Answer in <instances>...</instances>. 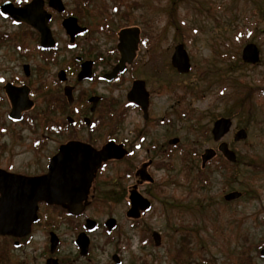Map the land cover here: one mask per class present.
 Listing matches in <instances>:
<instances>
[{"label": "rangeland", "instance_id": "rangeland-1", "mask_svg": "<svg viewBox=\"0 0 264 264\" xmlns=\"http://www.w3.org/2000/svg\"><path fill=\"white\" fill-rule=\"evenodd\" d=\"M4 1L0 0V5ZM64 2L80 14L81 23L91 31L78 40L76 51L66 53L68 38L60 28L62 17H58L51 25L61 43L60 62L56 64L44 65L40 57L21 55L18 48L38 45L39 35L0 13V168L39 174L46 170L57 146L72 137L96 147L109 136L119 140L130 137L135 142L141 135L147 140L133 158L110 162L98 173L91 204L82 217L63 216L58 223L47 225L43 220L20 240L18 247L14 238L1 237L0 253L6 264H47L52 256L51 231L60 240L53 256L61 264H117L114 255L121 264H242L243 257L264 264V0ZM108 25L114 31L112 35L99 31L100 26ZM135 26L141 29L142 47L134 72L130 70L123 80H147L154 96V118L145 121L140 111H128L123 117L122 103L129 87L123 81L96 88L113 103L108 108L113 116L106 117L100 129L94 133L48 132V123L54 118L65 119L68 114L46 112L56 88L43 86L42 81L56 77L65 57L89 47L107 56L118 43L117 32ZM248 43H255L260 50L257 64L242 60V50ZM178 44L185 46L192 63V70L186 74H180L172 65ZM112 63L108 59L104 65ZM25 64L31 72L28 84L36 88V105L26 120L13 123L8 118L11 106L3 87L14 76H24ZM92 88L88 83L79 85L77 97ZM164 117L166 121L161 124ZM222 117L233 122L223 141L237 154L234 163L222 157L219 142L213 138L214 122ZM240 129H245L248 136L235 141L234 135ZM41 136L47 138V144L40 150L34 146L40 145ZM171 138L180 141L176 149L169 151ZM208 148L218 155L202 168V155ZM148 158H154L149 173L155 182L139 190L153 207L135 220L126 216L129 194L136 183V168ZM234 191L241 192V197L226 200L225 196ZM41 211L51 216L62 213L56 207ZM111 217L117 220V226L108 232L104 223ZM86 218L100 227L89 234V255L83 257L75 239ZM153 232L161 235L159 246L155 245Z\"/></svg>", "mask_w": 264, "mask_h": 264}, {"label": "water", "instance_id": "water-1", "mask_svg": "<svg viewBox=\"0 0 264 264\" xmlns=\"http://www.w3.org/2000/svg\"><path fill=\"white\" fill-rule=\"evenodd\" d=\"M43 0H33L23 7H16L11 2H6L1 6L3 14H8L17 21H22L37 29L41 34V43L44 47L54 44L48 21L50 15L43 10ZM51 4L63 9L60 0H52ZM64 25L68 33L74 37L78 32L83 31L78 25L76 18L67 19ZM140 42V29L138 27L125 28L120 32L119 49L122 58L112 75L124 70L126 62H133ZM261 53L255 43H248L242 51V59L246 63L257 64L261 59ZM172 65L180 73H188L192 69V63L187 49L183 44L175 47L172 56ZM89 76V70L84 69L80 77ZM141 89L143 84L140 85ZM7 92L13 102L14 109L11 117L21 118V112L29 109L33 102L29 100V89L27 87H15L7 85ZM143 90V89H142ZM139 92V89L137 90ZM21 95V97L19 95ZM146 95V93H144ZM70 96V95H69ZM19 97V98H17ZM139 103L147 107V100H140V93L137 94ZM134 99H136L134 97ZM19 100H22L21 102ZM232 120L222 117L214 123L212 133L216 141L230 131ZM248 133L245 129H240L235 134V141L246 139ZM179 139H173L171 143H177ZM219 151L230 161H237V154L229 148L227 142H221ZM216 150L208 148L202 155V165L211 160L216 155ZM125 152L118 148L113 142L107 144L102 150L78 142H70L61 146L59 152L52 158L47 174L41 176H24L10 173L0 169V236L13 235L24 237L31 232L32 224L38 220V209L40 202L48 204L63 205L68 208V212L73 215L81 214L85 209L84 201L87 199L97 168L102 162L111 158H121ZM143 179L153 181L148 175H143ZM238 191L231 192L225 196L228 201L241 197ZM131 208L127 212L129 218L138 219L143 211L151 207V202L145 198L135 187L130 196ZM116 224L115 218L107 220L106 225L109 230ZM86 226L95 228L96 222L88 219ZM155 245L161 244V235L153 232ZM81 249V254L86 256L89 248V237L82 233L76 240ZM19 242H16L18 245ZM59 244L58 236L51 233V252L54 253ZM264 256V249L261 252ZM116 263H120L117 255L113 257ZM47 264H59L58 259L50 258Z\"/></svg>", "mask_w": 264, "mask_h": 264}, {"label": "flooded vegetation", "instance_id": "flooded-vegetation-1", "mask_svg": "<svg viewBox=\"0 0 264 264\" xmlns=\"http://www.w3.org/2000/svg\"><path fill=\"white\" fill-rule=\"evenodd\" d=\"M32 1L33 0L23 1V3L20 6L23 7ZM51 1L52 0H43V3H44L43 4V10H45L50 15V18L48 21V27L50 28L51 35H52V38L54 40V44L50 47H44L42 45L41 34L37 29L29 26L28 24H26L24 22H17V21H14L13 19H11L10 17H8L13 21V23L15 25H17V26L27 25V26L31 27L33 30H35L36 33H38V35H39V43H37L38 45H36L34 47L22 45L23 47L20 46L18 49L20 50V54L25 56V57L28 55H30L32 57H34V56L40 57V61L44 65H46L47 63L56 64V63L60 62L61 43H60V40L58 41L56 39V37L54 36L53 30L51 28L52 23L58 17H62V20L60 22V28L65 31L67 38H68L66 45H65V52L66 53L76 51V49L79 46L78 40L87 36L91 31L90 27L83 25L81 23L82 18L80 17V14L78 15L74 9H69L67 7V5L65 4L64 0H60L61 4L63 6V9H61V10L59 8L54 7L51 4ZM2 4L3 3H1V5ZM14 4H16V3H14ZM1 5H0V7H1ZM70 18H76L78 25L82 28H85L83 31L78 32L74 37H72L68 33V31L64 25V22ZM125 28H134V27H123L117 32L118 43L115 45V48L109 50L107 56L100 54L98 51H94L93 47H89L88 49H84L83 51L76 53L73 57H67V58L65 57V59L63 60L65 62L58 69V71L56 73V77L51 78L52 81H42L43 86L49 85L48 88H51V87L56 88L55 89L56 94L53 95L52 96L53 98L51 99L52 102H51V100L48 101V106H47L48 108H47L46 112L49 114H51V113L55 114V113H59V112L64 111L66 114H68L65 117V119L61 120V119L54 118L55 119L54 122L52 121V122L48 123L47 127L45 128V129H47L48 132H50L52 134H54V132L60 133V131H61V133H68V132L77 133V132H84V131L88 130L91 133H94L97 129H100L101 125L107 119L106 117L113 116V112L110 111V109H108L109 106H111L113 103L111 101H108L107 95L98 91L96 88L98 85H105V86L106 85H109V86L120 85L123 81L126 82L127 85L129 86L128 90L126 92V97H125L126 100H124V102L122 103V108H123L122 111H124V112H122L123 117L124 118L126 117V113L128 111L129 112L130 111H140L142 113L143 119L145 121L152 120V118H154L152 116V106H153L152 99L154 96H153L152 90L150 88H148L147 80H144V79H141L138 77L133 78L132 80H123L125 75L128 74L130 70L132 72H134V70H133L134 62H135V60L139 54V51L141 50V47H142L141 45H142L143 39L141 36V34H142L141 29L139 27L138 28L140 29V42H139L138 50L136 51V56H135L133 62H131V63L126 62L124 65L123 71H118L115 75H112L113 72L115 71V69L118 67V65L121 61V58H122V52L119 49L120 32ZM99 31L104 33V34H107V35H112L114 32L109 27V25L103 26V27L100 26ZM108 59L113 61V63L110 66L106 67L104 65V63L107 62ZM44 65L41 64V68H43ZM23 69H24V76H16V77L14 76L11 79L12 81L10 80V81L5 82V85L3 87L5 94L7 96L8 102L11 106L10 112L8 113V118L13 123H20V122H23L24 120H26L36 105V102L34 100V98L36 97L35 96V94H36L35 89L36 88L30 87L28 84L29 83L28 79H29V76L31 73L29 64H25L23 66ZM84 69L89 70V76L81 78L80 74ZM84 83H88L93 88L91 89V91L89 93H88V91L83 92V93L81 92L80 96L77 97L76 92H77V90H80L79 85L84 84ZM9 84L13 85L15 87H20V88L27 87L29 89V100L32 101L33 104L29 109H24L21 112V114H20L21 118L20 119H14L11 117V113L14 109V106H13V102H12L8 92H7V89H6L7 85H9ZM141 84H143V88H142L143 90L141 89V86H140ZM60 89L62 90V92ZM138 89H139V92H137ZM61 93L63 94V97L61 96L59 98V94L61 95ZM139 93H140V96L142 97L140 100H142V101L147 100V107L146 108L143 107V105H141V103H139V101H138L137 94H139ZM144 93H146V95H144ZM19 96L21 97V95H19ZM134 97L136 99H134ZM17 98H19V97H17ZM112 100H113V98H112ZM19 101L21 102L22 100H19ZM50 102H51V104H49ZM119 118H121V116ZM165 121H166V118L164 117L161 119L160 122L162 124ZM213 127H214V125H213ZM212 130H213V128H212ZM228 133H226V134H228ZM225 135L223 136V138L225 137ZM41 137L42 138L40 141V145L34 146V148L41 150L42 146L47 144V141H46L47 138L45 136H41ZM213 138H214V135H213ZM223 138L219 141H216L215 138H214V140L216 142H219V144H220L221 142H225V141H223ZM173 139H179V138H171L169 140V142H168L169 143V149H168L169 151H172L173 148L176 149V145L179 144V141H180L179 140L177 143H171V141ZM146 140H147L146 137L141 136V135L139 136L138 140L135 142L130 137H124L123 140H119V138L117 136H109L103 144L96 147L94 144H92L91 142H89L87 140L76 139V138L72 137V139L68 140L65 143H61L60 145L57 146L56 152H54L48 159L45 171H43L39 174L38 173L34 174V175H32V174L27 175L25 173L12 172V169H10L11 171H8V172H12V173H16V174H20V175H24V176H31V177L45 175V174H47V172L49 170V165H50L52 158L59 152L61 146L67 145L70 142H78V143H83L85 145H88V146L94 148L95 150H102L107 144L113 142L116 146H118V148H121L125 152V155L121 158H111L107 161H104L97 168V171L95 173V177L93 179V182H92V185H91V188L89 191V194L87 196V199L84 201V204H85L84 211L79 215H73L72 214L70 216V217H72V219L73 218H79V217H82L84 215L87 207L91 204V199L93 197V195L91 193H92V189H93V185L95 183V180L98 176V173L101 172L104 168H106L108 163H110V162L120 161V160H124V159H128V158H133L135 156L136 152L143 148V143L146 142ZM36 144H39V143H36ZM131 145H132V147L130 148ZM155 147H156V145L152 146L151 150L154 151ZM218 147H219V145H218ZM147 152L150 154V149H148ZM217 155H218V153L216 154V156L214 158H216ZM222 157L224 159H226L223 155H222ZM153 164H154V158H148V159L141 162V165L139 168H136L134 176H133L136 179V183L132 186V188L130 190V194H129L128 204L130 205V207H131L130 196H131L133 189L135 187H137V190L140 192L139 189L142 186L147 185V184L153 185V183L155 182V179L149 173V168ZM207 165H208V163L206 164V166ZM205 167L202 166V168H205ZM0 169H3V168H0ZM3 170H5V169H3ZM5 171H7V170H5ZM144 174L151 177L153 181L143 179ZM140 193L142 194V192H140ZM148 200L151 202L150 199H148ZM44 207L45 208L56 207V208H60L61 210L65 208L66 211L68 212V208L64 207L63 205L48 204L46 202H41L39 204V216H40V218L41 217L43 218L44 213L41 210ZM152 207H153V204L151 202V207L147 211H143L142 215L145 214L146 212H148L149 210H151ZM88 219H90V218H86L84 225H83V229L78 232L77 238L80 234L85 233L89 237V240L91 243V239H90L89 234L91 232L95 231L100 226H99V223H96L95 228H93V229L88 228L86 226ZM131 219H133V218H131ZM43 220H41V222ZM135 220H137V219H135ZM41 222H39V223H41ZM45 223L47 225L48 221H45ZM104 226H105V228H107L108 231H112V229L109 230L108 226L106 227V222L104 223ZM116 226H117V220H116V224H115L114 228ZM77 238L75 239V244H76ZM15 241H17V239ZM90 243H89V248H88V254L86 256H83L81 254V249L79 248V246H77L80 254L83 257H87L89 255ZM57 249H58V247H57ZM53 255L54 254H52L51 257L55 258ZM59 263L61 264L60 260H59Z\"/></svg>", "mask_w": 264, "mask_h": 264}, {"label": "trees", "instance_id": "trees-1", "mask_svg": "<svg viewBox=\"0 0 264 264\" xmlns=\"http://www.w3.org/2000/svg\"><path fill=\"white\" fill-rule=\"evenodd\" d=\"M23 1L24 0H13V2L14 3H16V4H21V3H23ZM113 9H114V7H113ZM118 10V8H116L115 9V11H117ZM254 168L256 169L257 168V166L256 165H254ZM53 216V217H52ZM49 215V213L48 212H45L44 214H43V218L41 217L40 219H44L45 221H48V222H53V221H55V222H57L58 223V218H60V217H63V216H65V217H67V216H69V214H68V212L66 211V209L64 208V209H62V213H59V214H55V215ZM5 239H10V238H13V237H11V236H6V237H4ZM15 240H16V238H14ZM258 249H260V246L258 245ZM187 258V257H186ZM243 260H244V262L242 263V264H254L251 260H249V259H245L244 257L242 258ZM184 260V259H183ZM7 263V260H6V258H5V256H3L2 255V253H0V264H6Z\"/></svg>", "mask_w": 264, "mask_h": 264}]
</instances>
